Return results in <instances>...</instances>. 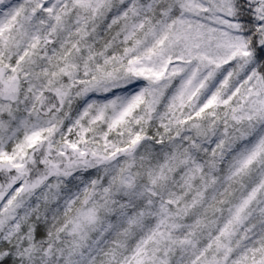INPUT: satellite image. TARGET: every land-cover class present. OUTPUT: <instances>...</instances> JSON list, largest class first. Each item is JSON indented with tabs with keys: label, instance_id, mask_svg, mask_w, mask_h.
I'll use <instances>...</instances> for the list:
<instances>
[{
	"label": "snow or ice",
	"instance_id": "6c2138e0",
	"mask_svg": "<svg viewBox=\"0 0 264 264\" xmlns=\"http://www.w3.org/2000/svg\"><path fill=\"white\" fill-rule=\"evenodd\" d=\"M0 264H264V0H0Z\"/></svg>",
	"mask_w": 264,
	"mask_h": 264
}]
</instances>
